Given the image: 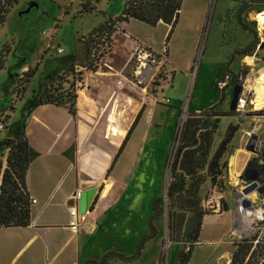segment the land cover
I'll return each instance as SVG.
<instances>
[{"label":"rangeland","instance_id":"1","mask_svg":"<svg viewBox=\"0 0 264 264\" xmlns=\"http://www.w3.org/2000/svg\"><path fill=\"white\" fill-rule=\"evenodd\" d=\"M82 3L83 0H20L8 14L5 24L0 28V52L5 47L10 49L4 68L0 71V117L6 116L8 123L13 116L11 112L15 110V104L23 100L30 88L31 92L38 88L40 92L50 86L53 89L62 88L61 91L65 92H77L80 89V83L75 82L72 74L58 70L62 60L70 54L81 55L82 38L108 17L119 15L125 0H100L98 11L90 15L80 13ZM260 13L264 14V0L183 1L180 22L170 38L168 48L181 71L188 70V74L190 65L194 62V71L191 74L196 75L191 79L190 76L185 77L182 72L177 71L173 84L166 86L164 90V97L171 100V104H167L169 106H163L166 103L162 101L163 96L159 94L156 85L148 86L146 91L144 86L138 88L141 104L148 102L150 105H162L156 106L157 110L153 114L148 112L151 114L148 120L153 127L144 143L145 150L139 165V174L129 184L126 183L128 185L120 193L116 213L113 216L111 213L106 215L109 216L107 221L110 219V223L121 226L123 230L120 231V237L112 234L108 236L105 243L108 251L136 252L142 238L149 232V220L153 216L152 206L157 198L161 199L157 205L160 215L155 225L169 238L166 192L170 183L168 166L174 138L187 111L212 107L226 115L215 135L214 148L224 138L229 125H238L239 130L224 157L225 166L219 184H206L202 187V204L210 211L208 216L211 220L229 221L221 240L227 242L232 250L234 244L242 239L255 235L259 239L264 238V217H257L252 222L253 229L248 235L241 236L235 227L242 196L249 197L253 201V208L257 210L264 205V173L258 176L251 174L255 177L254 180H247L244 173L249 160L239 159L235 162V155L244 152H252V157L263 161L264 107L255 108L256 92L253 90L255 82H258L264 72V30L260 29L256 21V15ZM143 25L136 22L130 25L129 29L134 34L150 40L157 51H164L163 53L168 55L165 51L169 33L166 26ZM201 28L202 32L199 31ZM124 38L117 36L112 44L111 55L118 63L124 61L127 40ZM58 47L64 49L63 54L57 53ZM27 64L31 68L37 64H40V67L28 90L23 93L22 87L27 77L24 75L26 71L21 73V69ZM228 74L231 79L224 88L226 90L221 89L218 82ZM51 76L54 77L52 80ZM19 81L22 87L17 88ZM234 82L235 85L242 86L243 92L237 110L230 111ZM222 91L225 98L218 104ZM36 98L39 99V93ZM21 112L18 111V115L13 117L15 124L20 121ZM15 124L13 128H17ZM11 127L12 125H9L6 131L0 134V157L4 153L3 146L8 144L9 136L15 132ZM250 143L255 148L254 151L247 149ZM0 160L5 166L6 158ZM144 168L146 171L142 172L141 169ZM208 201L213 202L212 209L207 208ZM112 230H115V227ZM206 243L204 241L203 246L197 249L193 264H203V259L208 257V254H211L210 257L214 255L210 263L214 264L219 251L215 252V247ZM166 245L164 249L168 252L169 242ZM156 246L155 243L149 245L146 261L151 262L155 257ZM206 252L209 253L205 254ZM175 253V249H172L169 264L177 263ZM261 258L264 259V254Z\"/></svg>","mask_w":264,"mask_h":264},{"label":"crops","instance_id":"2","mask_svg":"<svg viewBox=\"0 0 264 264\" xmlns=\"http://www.w3.org/2000/svg\"><path fill=\"white\" fill-rule=\"evenodd\" d=\"M136 22L138 21L131 20L124 23L126 34H117L114 37V40L117 36L127 39L122 63L113 58L111 50L105 64L97 72L84 70L83 82L77 91L75 115H72L66 106H37L39 88L32 92L30 88L23 100L15 104L9 122V125H12L11 130H15L13 134L18 133V129L13 128L16 122L13 117L18 115V111H22L20 121L26 124L27 142L38 154L29 164L26 176L29 196L35 198L37 203L31 206V223L28 227L0 229V264H100L107 253L117 252L108 251L105 243L110 234L120 237V231L123 230L121 226L110 223V219L107 221L109 216L106 215L111 213L113 216L116 213L120 193L139 174V165L145 150L144 143L153 127L148 119L157 110L156 106L162 105H150L148 102L141 104L138 86L129 79L132 75L130 56L137 46H146L157 54L164 52L157 51L150 40L134 34L129 29V26ZM160 25L166 26L169 31V26L163 23L158 26ZM202 30L201 28L199 31ZM167 58L174 73L171 85L176 79L177 71L182 72L185 77H195L196 73L191 74L194 71V62L190 65L188 75V70L181 71L169 49ZM29 66L25 65L21 73L27 71ZM141 110L143 114L137 127L111 168ZM198 110L200 109L193 111ZM9 139L13 137L10 135ZM3 152L0 158L5 159L8 150ZM92 190H96L98 199L92 209L89 205L87 211L81 214L82 197ZM74 199L81 220L78 234L72 233L69 228V206H72L71 202L74 204ZM228 222H217L211 220L210 216L204 218L199 245L193 250L190 264L194 263L196 251L203 246L204 241L215 247V252L219 251L214 264H230L233 250L228 247L227 242L221 240L223 231L228 228ZM113 227L115 230H112ZM158 230L159 234L146 244L141 257L129 264H159L165 246V235ZM152 243L157 245V250L155 257L149 262L145 256ZM172 249H175V254L178 255L179 247L169 242L165 264L170 263ZM121 254L133 256L135 253ZM210 256L211 254H208V257L203 259V264L211 263L214 255ZM109 264L124 263L121 260H111Z\"/></svg>","mask_w":264,"mask_h":264},{"label":"trees","instance_id":"3","mask_svg":"<svg viewBox=\"0 0 264 264\" xmlns=\"http://www.w3.org/2000/svg\"><path fill=\"white\" fill-rule=\"evenodd\" d=\"M183 1L125 0L124 8L119 15L108 17L82 38V54L79 56L70 54L62 60L58 70H62L61 72L65 74H72L75 82H79L81 85L84 70L95 73L105 64L107 56L112 50L115 35L126 34L121 25L131 20L141 22L149 27H157L160 23L169 26L165 48V51L168 52L170 38L179 24ZM19 2L20 0H0V28L5 24L10 11ZM99 2L100 0H83L80 13L82 15L96 13ZM9 53L10 49L7 47L0 52V71L4 68ZM39 67L40 64H37L34 68H28L24 73L27 78L23 87L20 81L18 82L17 88L22 87L23 93L28 90ZM53 76L50 80L54 78ZM235 84L236 82L233 83L234 86H236ZM72 85L74 87V83ZM61 89H53L50 86L49 89L40 90L36 105L66 106L69 112L75 115L76 90L65 92ZM223 91L218 104L225 98ZM142 114L143 110L135 118L111 168L122 154ZM224 117L226 115L215 110V107L200 109L198 112L190 110L180 125L173 158L169 161L168 166L170 183L166 196L169 209V238L165 237L163 240L164 248L167 242L179 245L177 264H190L193 250L199 245L204 218L210 215V211L202 204L201 189L206 184L211 186L219 184L225 166L224 157L239 130L238 125H229L224 138L214 148L215 135ZM15 126L18 133L11 134L13 139L3 146V151L8 150L5 166L4 162L0 160V229L28 227L31 223V204L26 176L29 164L38 154L29 147L25 133L26 124L23 121H18ZM97 199L98 196L95 197L90 209ZM160 201L161 199L157 198L153 202V216L149 220V232L142 238L135 254L127 256L109 252L103 257L100 264H109L111 260H121L124 264H129L141 257L146 244L159 234L155 222L160 215L157 207ZM224 209L226 210V207ZM263 254L264 238L259 239L257 235L248 237L234 244L230 264H264V259L261 258ZM166 257L167 251L164 249L159 264H165Z\"/></svg>","mask_w":264,"mask_h":264},{"label":"built area","instance_id":"4","mask_svg":"<svg viewBox=\"0 0 264 264\" xmlns=\"http://www.w3.org/2000/svg\"><path fill=\"white\" fill-rule=\"evenodd\" d=\"M51 37V36H49ZM57 53L63 54L64 49L57 48ZM167 55L164 53L157 54L152 49L139 45L137 46L131 53L130 56V66L132 70V75H130L129 79L131 82L136 83L138 88L140 86H144V90L146 91L148 86L156 85L159 91V94L163 96L164 90L166 86H171L172 78H173V70L168 65ZM231 79V75H225L222 80L218 82V86L221 89H224L227 86L228 80ZM16 99L18 97V92L15 94ZM164 99V97H163ZM241 100V98H240ZM166 104L170 103L169 99H164ZM9 123L6 116L0 117V134L5 132L8 128ZM250 174L254 176H258L261 174L260 166L254 164L253 169ZM37 200L35 198L30 197L31 206L35 205ZM207 208H213V202L208 201ZM218 209V206H217ZM69 214H70V230L74 234H78L81 228V220L80 214L78 210L77 202L74 199V204L69 206ZM258 242V240H257Z\"/></svg>","mask_w":264,"mask_h":264},{"label":"bare ground","instance_id":"5","mask_svg":"<svg viewBox=\"0 0 264 264\" xmlns=\"http://www.w3.org/2000/svg\"><path fill=\"white\" fill-rule=\"evenodd\" d=\"M256 21L258 22L260 29L264 30V14L263 13L256 15ZM246 60H248V58H246ZM249 62H251V59H249ZM255 84L256 86H254L253 88V90H255L256 92L255 108H262L264 107V72L262 73L261 77L258 79V82L257 81L255 82ZM237 158L238 156L236 157V159ZM252 163L256 164L254 161V162L249 163V165ZM239 204H240V207H239L240 214L237 216L235 227L237 228V232L241 236H245V235H248L252 231L253 229L252 222L257 217H262V218L264 217V205L262 206V208L257 210L253 208V201H251L249 197H243V196L242 198H240Z\"/></svg>","mask_w":264,"mask_h":264},{"label":"water","instance_id":"6","mask_svg":"<svg viewBox=\"0 0 264 264\" xmlns=\"http://www.w3.org/2000/svg\"><path fill=\"white\" fill-rule=\"evenodd\" d=\"M242 86L240 85H236L233 89V93H232V97H231V100H230V111H236L237 110V107L239 105V102H240V97L242 95ZM188 111L186 112V115H188ZM180 130V126L178 128V131L175 135V138H174V142H173V146H172V151H171V156H170V160L173 158V154H174V149H175V146H176V141H177V137H178V132ZM247 149L249 150H252L254 151L255 148L253 147L252 143H250L248 146H247ZM254 167V164H250L247 169L245 170V173H244V177L247 179V180H254L255 177H252V176H249V173L251 172V170L253 169ZM96 197V190H92V191H89L87 193H85L82 197V200L80 202V213L83 214L87 211L88 209V206L92 205L94 199ZM70 205H73V202L70 203ZM94 264H97V263H94Z\"/></svg>","mask_w":264,"mask_h":264},{"label":"flooded vegetation","instance_id":"7","mask_svg":"<svg viewBox=\"0 0 264 264\" xmlns=\"http://www.w3.org/2000/svg\"><path fill=\"white\" fill-rule=\"evenodd\" d=\"M241 98V97H240ZM260 151V150H259ZM245 153V152H244ZM236 154L235 155V158L238 156V160L239 159H241V160H249V163H251V162H254L255 161V163H257V165H259L260 166V169H261V174H263L264 173V154L262 153V157H263V161L262 162H260L262 159H257V158H254V157H252V152L251 153H249V152H246L245 154ZM237 159H236V163H237ZM249 175L251 176V174L249 173Z\"/></svg>","mask_w":264,"mask_h":264}]
</instances>
